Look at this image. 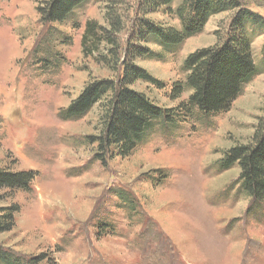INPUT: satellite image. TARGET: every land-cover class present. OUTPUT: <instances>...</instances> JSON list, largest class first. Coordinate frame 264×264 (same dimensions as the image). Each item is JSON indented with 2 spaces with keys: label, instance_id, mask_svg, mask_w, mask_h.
<instances>
[{
  "label": "rangeland",
  "instance_id": "1",
  "mask_svg": "<svg viewBox=\"0 0 264 264\" xmlns=\"http://www.w3.org/2000/svg\"><path fill=\"white\" fill-rule=\"evenodd\" d=\"M44 1L0 0V168L34 173L28 190L0 191V206L18 207L0 245L43 257L35 264H264V200L242 191L237 166L221 165L264 125V28L245 27L258 74L228 110L208 115L190 111V90L172 91L185 80L186 56L222 41L234 13L211 15L166 53L138 41L161 57L134 59L153 80L130 87L172 119L154 122L130 156L102 164L92 141L101 104L79 118L63 110L89 81L121 75L138 19L180 29L181 0L147 14L140 0H87L51 24L40 21ZM240 1L264 17V0ZM88 21L102 29L98 48L83 55Z\"/></svg>",
  "mask_w": 264,
  "mask_h": 264
},
{
  "label": "trees",
  "instance_id": "2",
  "mask_svg": "<svg viewBox=\"0 0 264 264\" xmlns=\"http://www.w3.org/2000/svg\"><path fill=\"white\" fill-rule=\"evenodd\" d=\"M87 0H45L38 7L40 21L44 24L61 23L72 11ZM173 0H140L139 10L153 12L168 7ZM231 11L233 18L225 38L212 46L190 52L183 61L185 80L173 88V96H179L183 88L190 90L186 104L190 111L196 108L204 115L226 111L241 93L243 86L256 74L258 67L252 56L251 41L246 34V24L264 28V17L247 9L240 0H181L176 14L181 28L164 27L151 20L138 19L139 25L130 33L122 73L114 79L89 81L75 99L63 110L66 118H79L96 104H101L102 129L92 139L96 142L95 158L102 164L116 156L128 157L144 141L154 122H169V110L151 101L144 93L131 88L137 80H153L149 73L134 63L136 58H152L161 52L174 49L185 38L201 31L207 19L218 12ZM97 23L88 21L81 38L83 55H91L98 48ZM102 41V40H101ZM156 44L161 52L139 45ZM87 42L90 44L89 48ZM112 42V41H111ZM1 121V119H0ZM224 168L237 166L238 182L242 191L253 203L264 200V125L256 129L249 142L228 148L221 159ZM34 178L32 171H12L0 168V191L28 190ZM123 199H131L121 193ZM131 204V202H130ZM255 205V204H254ZM15 205L0 206V233L9 232L15 226ZM102 224H104L102 222ZM43 257H24L16 251L0 245V264H35Z\"/></svg>",
  "mask_w": 264,
  "mask_h": 264
}]
</instances>
